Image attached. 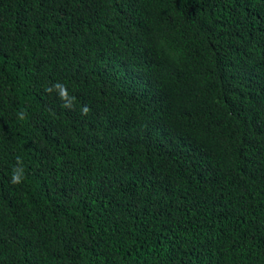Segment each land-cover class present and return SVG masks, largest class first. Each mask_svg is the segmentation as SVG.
<instances>
[{"label":"trees","instance_id":"trees-1","mask_svg":"<svg viewBox=\"0 0 264 264\" xmlns=\"http://www.w3.org/2000/svg\"><path fill=\"white\" fill-rule=\"evenodd\" d=\"M0 264H264V0H0Z\"/></svg>","mask_w":264,"mask_h":264},{"label":"clouds","instance_id":"clouds-1","mask_svg":"<svg viewBox=\"0 0 264 264\" xmlns=\"http://www.w3.org/2000/svg\"><path fill=\"white\" fill-rule=\"evenodd\" d=\"M45 91L52 94L54 91L58 95L59 99L62 101V107L68 110H76V97L70 95L67 85L61 82H55L51 86L45 88ZM80 114L82 116L89 115L91 109L88 105H81L79 108ZM19 120H24L26 118V113L20 111L17 113ZM25 179V169L23 167V162L20 158H17L16 164L13 165L10 183L13 185H20Z\"/></svg>","mask_w":264,"mask_h":264}]
</instances>
